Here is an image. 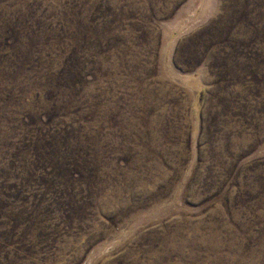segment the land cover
<instances>
[{
  "label": "rangeland",
  "instance_id": "1",
  "mask_svg": "<svg viewBox=\"0 0 264 264\" xmlns=\"http://www.w3.org/2000/svg\"><path fill=\"white\" fill-rule=\"evenodd\" d=\"M0 264H264V0H0Z\"/></svg>",
  "mask_w": 264,
  "mask_h": 264
}]
</instances>
